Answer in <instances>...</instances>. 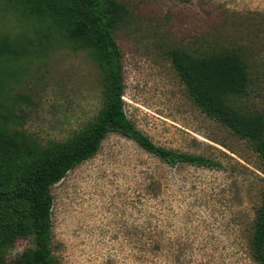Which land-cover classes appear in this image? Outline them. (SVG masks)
Returning <instances> with one entry per match:
<instances>
[{"label":"rangeland","instance_id":"374dc122","mask_svg":"<svg viewBox=\"0 0 264 264\" xmlns=\"http://www.w3.org/2000/svg\"><path fill=\"white\" fill-rule=\"evenodd\" d=\"M117 1L130 12L114 33L127 117L155 144L219 166L170 167L110 133L51 189L53 256L60 264H256L250 243L264 188L259 157L194 106L168 53L242 41L243 16L264 13V0ZM36 29L9 7L0 13V38H30ZM257 41L260 78L247 105L264 112V34ZM20 70L22 126L43 145L65 141L101 108L102 72L86 49L56 46L23 59ZM27 246L18 241L7 259Z\"/></svg>","mask_w":264,"mask_h":264},{"label":"trees","instance_id":"16d2710c","mask_svg":"<svg viewBox=\"0 0 264 264\" xmlns=\"http://www.w3.org/2000/svg\"><path fill=\"white\" fill-rule=\"evenodd\" d=\"M1 2L0 13L9 7L19 19L36 24L37 29L30 38H0V264H60L52 254L51 189L69 171L94 157L110 133L134 141L170 167L219 166L209 158L155 144L127 117L122 55L114 39L115 31L130 17L124 3ZM243 20L248 24L246 38L229 47L179 46L171 48L168 54L194 106L248 143L258 155L264 175V112L247 105L260 78L258 63L262 50L256 42L264 34V13L250 12ZM56 46L89 51L102 72V105L95 118L68 139L43 145L22 126L25 98L15 88L22 80V60L44 57ZM20 240L28 241L29 246L18 257L8 260V253ZM250 255L254 263L264 264V188L255 210Z\"/></svg>","mask_w":264,"mask_h":264}]
</instances>
